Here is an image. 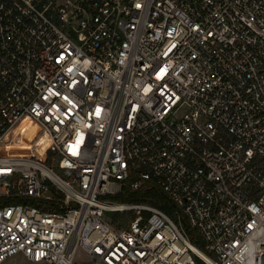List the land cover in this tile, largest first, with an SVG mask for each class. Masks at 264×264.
Wrapping results in <instances>:
<instances>
[{"label":"built area","instance_id":"obj_1","mask_svg":"<svg viewBox=\"0 0 264 264\" xmlns=\"http://www.w3.org/2000/svg\"><path fill=\"white\" fill-rule=\"evenodd\" d=\"M26 121L53 164L0 153V264H264V0H0V150Z\"/></svg>","mask_w":264,"mask_h":264},{"label":"rangeland","instance_id":"obj_2","mask_svg":"<svg viewBox=\"0 0 264 264\" xmlns=\"http://www.w3.org/2000/svg\"><path fill=\"white\" fill-rule=\"evenodd\" d=\"M51 155V149L43 131L31 121L20 124L17 129L10 134L3 142L0 153L10 156H28L42 160L45 156ZM53 164V163H52ZM55 164V163H54ZM111 216V218H113ZM131 218V213L125 216ZM113 223L118 226L119 222ZM201 250L200 245H196ZM4 264H31L22 256H17ZM37 264H48L46 262ZM74 264H93L83 250L76 251Z\"/></svg>","mask_w":264,"mask_h":264},{"label":"trees","instance_id":"obj_3","mask_svg":"<svg viewBox=\"0 0 264 264\" xmlns=\"http://www.w3.org/2000/svg\"><path fill=\"white\" fill-rule=\"evenodd\" d=\"M42 161L46 164H51L52 159L51 155H47L42 159ZM112 200L118 202V203H144L149 204L152 206H155L162 211H164L166 214L171 216L172 218L176 219L174 216V213L176 211V206L171 202L166 195L163 193V191L156 186H144L137 190H132L129 185L124 186L122 190L114 197H112ZM115 222H123L125 221V217L115 215L114 217ZM122 219V220H119ZM184 224L187 223L184 220ZM120 225V224H118ZM187 226V225H186ZM198 264H204L201 260L197 259Z\"/></svg>","mask_w":264,"mask_h":264},{"label":"bare ground","instance_id":"obj_4","mask_svg":"<svg viewBox=\"0 0 264 264\" xmlns=\"http://www.w3.org/2000/svg\"><path fill=\"white\" fill-rule=\"evenodd\" d=\"M194 249L196 250V252L198 253V255H199L200 257H202V258H206V256H205L201 251L197 250L195 247H194Z\"/></svg>","mask_w":264,"mask_h":264}]
</instances>
